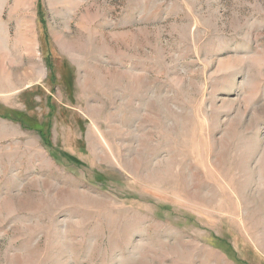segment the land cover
I'll return each mask as SVG.
<instances>
[{"label":"rangeland","instance_id":"374dc122","mask_svg":"<svg viewBox=\"0 0 264 264\" xmlns=\"http://www.w3.org/2000/svg\"><path fill=\"white\" fill-rule=\"evenodd\" d=\"M0 264H264V0H0Z\"/></svg>","mask_w":264,"mask_h":264}]
</instances>
